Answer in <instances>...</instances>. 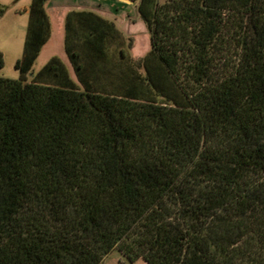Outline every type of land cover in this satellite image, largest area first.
I'll use <instances>...</instances> for the list:
<instances>
[{
  "label": "trees",
  "instance_id": "1",
  "mask_svg": "<svg viewBox=\"0 0 264 264\" xmlns=\"http://www.w3.org/2000/svg\"><path fill=\"white\" fill-rule=\"evenodd\" d=\"M48 1L0 75V264H264V0H141L123 90L80 74L70 42L105 59L115 30L93 11L65 19L78 82L58 56L33 73Z\"/></svg>",
  "mask_w": 264,
  "mask_h": 264
},
{
  "label": "rangeland",
  "instance_id": "2",
  "mask_svg": "<svg viewBox=\"0 0 264 264\" xmlns=\"http://www.w3.org/2000/svg\"><path fill=\"white\" fill-rule=\"evenodd\" d=\"M31 2L32 0H0V50L4 53L5 59L4 66L0 68L1 76L19 78L21 75L16 63L23 57L29 19V13L27 16L25 8H29ZM109 11L111 12L109 20L113 22L115 30L110 32L112 39L109 41L105 59H98L91 55V52L83 51L79 40L70 42L71 50L79 49L77 60L82 65L80 74L85 79H90L92 84L97 85V89L123 90L130 82L132 75L145 74V69L139 65V61L144 59L151 50L150 30L147 22L139 14L138 7L136 9L110 8ZM52 21L54 34L52 36L51 33V37L44 45V50L41 51L33 66V73L41 70L53 56L45 63L44 61L54 53L56 54L54 56H58L68 68L72 79L78 82L69 55L64 49L65 25L64 23L60 25L59 19H52ZM122 49L123 53H121ZM61 52L65 54L63 57L57 55ZM27 78L29 81L32 80L30 75H27ZM103 264L148 263L143 259L130 261L121 251L116 250L104 260Z\"/></svg>",
  "mask_w": 264,
  "mask_h": 264
},
{
  "label": "crops",
  "instance_id": "3",
  "mask_svg": "<svg viewBox=\"0 0 264 264\" xmlns=\"http://www.w3.org/2000/svg\"><path fill=\"white\" fill-rule=\"evenodd\" d=\"M140 0H50L45 5V9L51 23L53 22L52 19H59L60 25H65V19L67 14L72 10H87L96 12L107 19L110 15V8L118 9L120 7L123 8H137ZM109 9V10H108ZM25 13L28 16L29 8H25ZM137 14V12H136ZM54 34V25L52 23V36ZM65 49V47H64ZM44 50V48H43ZM56 54L52 53L48 56V58L44 61V63L50 59L52 56ZM60 56H64L65 54L61 52L57 54Z\"/></svg>",
  "mask_w": 264,
  "mask_h": 264
}]
</instances>
